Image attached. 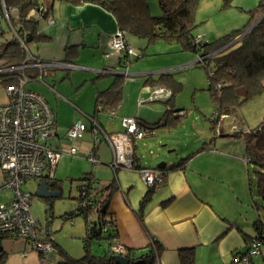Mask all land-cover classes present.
<instances>
[{"label":"crops","instance_id":"crops-1","mask_svg":"<svg viewBox=\"0 0 264 264\" xmlns=\"http://www.w3.org/2000/svg\"><path fill=\"white\" fill-rule=\"evenodd\" d=\"M234 2L235 0L232 4ZM257 3L258 1L248 10L255 7ZM48 7L53 23L48 24L44 19L39 20L38 23L39 32L46 35L48 40L33 42L29 49L41 59L68 61L78 67L76 71L67 73L64 77L52 72L48 73L51 80L58 78L57 82H61L56 84L60 92L54 91V88L52 89L50 86V89L46 87L32 90L43 95L53 111L55 110L54 106L57 108V112L54 111L56 124L52 137L48 141L50 145L57 146L65 136L67 128L74 121L81 120L80 115L87 120L85 133H88V136L86 137L84 133L83 137L75 142L78 154L87 158V153L92 145L89 118L95 115L96 96L98 92L110 86L116 77L113 72L119 71L121 63L120 59L111 54L109 43L111 35L118 29L117 22L111 13L93 3L73 4L69 1H54L49 3ZM149 9L152 15H158L156 11L153 12L152 6ZM138 39L142 40L139 45H143L140 50L145 49L148 42L144 38ZM127 40L130 44L128 37ZM155 41L160 40L156 39L152 42ZM169 63L174 62L171 60L164 63L155 62L153 66L138 65L136 62L132 67L130 66L129 74L135 76L136 79L122 82L121 99L115 116L111 117L108 112L102 111L96 114L101 129L107 133L120 131L121 117L124 115L136 117L142 127L143 125H155V129L165 126L167 123L175 124L176 116L179 114L176 115L173 111V115L167 117L164 113L166 106L164 101H160L163 104L162 107L146 105L151 103L148 101L139 105L137 100L141 96L137 92L138 89L132 92V88L128 87L129 84L133 85L137 80L142 84L143 94H146L149 86L159 85L146 82L147 77L156 78L163 72L173 73L171 70L175 67L169 68L173 65ZM102 70L111 72L102 73ZM65 77H69L68 81L71 85H68L66 80L62 82ZM38 83H43V81ZM86 84L89 86L87 91L79 95L75 93ZM72 87H74L73 93L69 89ZM67 91L70 93H66ZM66 96L74 103H70ZM58 97H61V103L56 99ZM173 105L176 108L174 99ZM91 109L92 112H90ZM100 115L107 116L110 128L101 122ZM155 136V133L147 134L135 143L134 162L140 167L157 168V164L161 161L166 163L165 167H169L174 162V157L167 156L161 150V147L167 145V140H164L165 142L162 144L163 139H158L159 137ZM214 145L215 141L209 138L188 153L196 152L184 167L167 172L166 179L158 190L152 193L144 208L142 223L137 219L136 212L139 201L148 188L137 170H131V172L123 169L132 174H124L121 177L117 175L118 171H115L114 176L108 180L95 177L97 179L96 188L107 185L113 179L116 181V191L111 196L108 212L114 217L117 239L127 247V250L137 255L149 245L151 237H154L162 246L157 264H181L179 252L183 249L193 250V264H240L236 256H240V253L246 250L248 242L246 239L254 234L255 218L252 220L251 227H245V222L233 218L229 208L230 198L226 195L225 190L216 186L217 183L224 185V180L222 181L221 178L220 182H217L216 177H213L216 175L215 161L222 163L226 158L227 160L232 158L226 152H218L212 147ZM140 146L144 147L150 155H147L144 150L140 152ZM201 146H203V150L197 152ZM187 151L188 149H186ZM93 152L100 164L110 168L109 164L113 159V151L110 146L95 145ZM110 155L111 161L108 160ZM62 157L57 162L55 172L59 164L62 167L66 162V160L61 161ZM66 157L68 156L64 158ZM73 167L76 168L75 164ZM54 179L60 185V180L55 176ZM48 186L50 189L53 188L50 187V184ZM253 208L256 210L254 203ZM16 239L5 237L1 240L0 248L6 253L3 264H39L38 254L31 252L34 250L25 241L17 242ZM252 262L253 264H264V251L261 255L254 257Z\"/></svg>","mask_w":264,"mask_h":264},{"label":"trees","instance_id":"trees-1","mask_svg":"<svg viewBox=\"0 0 264 264\" xmlns=\"http://www.w3.org/2000/svg\"><path fill=\"white\" fill-rule=\"evenodd\" d=\"M54 1L99 5L114 16L118 29L123 32L126 40L127 37L134 36L144 38L148 43L156 39L167 43L175 41L182 51H191L195 54L199 52L202 56L209 54L205 60L194 64L202 66L206 70V90L210 94L215 109L212 128L220 118L233 112L236 107L260 93L264 88V16L252 28L242 34L264 12V0H259L255 7L247 11L249 18L241 28L233 29L230 33L213 41L196 40L194 35V29L197 26L194 13L198 0H158L161 10L159 15L151 14L147 0H0V15L3 13L4 7L7 9L10 19V27L6 26L0 29V66L15 65L25 58V52L17 42L13 32L22 37L27 33L31 34V42L26 43L28 48L33 42L48 40L46 35L39 32V20L32 17L30 11L39 5H45L49 10L48 4ZM221 1L222 7L231 6L233 2V0ZM240 34L242 36L235 43L221 49ZM237 43V46L231 47ZM143 49L141 50L143 51ZM219 49L221 50L216 52ZM141 55H143L142 52L137 57ZM13 81L9 76L0 75V82L3 87ZM123 81L124 76H116L107 89L98 92L95 115L91 116L90 119L97 122L96 114L98 112H109L118 107ZM146 82L163 85L171 90V97L164 102L166 105L164 113L167 117L171 116L173 111L182 110L174 108L173 105L174 96L181 87V83L174 78L173 73L163 72L156 78L149 76ZM154 127L155 125H143L146 135H149ZM244 141L245 160L254 168L256 192L264 200V123L254 129L247 130L244 134ZM202 150L203 146L197 152ZM195 153L180 157L169 167L162 168L165 179L168 171L184 167ZM133 165L134 168H140L138 164H135L134 159ZM86 175L87 173L83 174L80 180L85 179ZM48 184L51 188L60 190V185L56 183L55 179ZM96 184L97 179L93 177L90 184L93 193L90 199L91 203L87 208L82 209L77 205V211L67 212L68 217L80 214L84 219L85 236L82 238L84 253L76 258L54 242L58 248L57 264H116L110 248L113 239L117 237V231L114 217L108 212V205L117 185L114 179L100 188H96ZM153 192L154 190L148 189L139 201L136 216L141 223L143 222L144 208ZM76 198H79V194ZM254 207L257 211L261 208L255 201ZM103 225H106L104 231H102ZM253 227L254 234L248 237L246 241L249 242L252 238H256L261 242L264 249V219L260 215L255 219ZM100 239L106 240L108 249L100 254H94L90 244ZM161 250L162 246L159 241L151 237L150 243L145 249L137 255L128 250L125 257L129 259L130 264H157ZM246 251L247 248L240 253V257L245 255ZM5 254L0 248V264L4 263ZM179 256L181 264H193L192 249L181 250Z\"/></svg>","mask_w":264,"mask_h":264},{"label":"rangeland","instance_id":"rangeland-1","mask_svg":"<svg viewBox=\"0 0 264 264\" xmlns=\"http://www.w3.org/2000/svg\"><path fill=\"white\" fill-rule=\"evenodd\" d=\"M257 1L259 0H235L231 6L222 7L221 0H198L194 13V19L197 23L194 35L204 41H213L230 33L233 29L241 28L249 18L248 8L254 6ZM147 2L149 7L152 6L153 12L156 11L159 15L161 10L158 0H147ZM2 25L6 27L4 21H2ZM128 38L134 53L130 56L131 63L129 67H132L136 62H138V65L153 66L155 62L164 63L167 60H171L174 63H169L170 65L173 64L169 68L175 67L171 72H173L174 78L181 83L180 89L174 96L176 108H182L180 112L176 113V115L179 114L176 123L170 125L167 123L165 126H160L153 130L156 138L163 139L162 144H164V140H167V145L161 147V150L167 156L174 157V162H176L180 156L188 154L204 141L209 138L213 139L215 145L212 147L218 152H226L232 158L228 160L226 158L222 163L215 161L216 175L213 177H216L215 180L217 182H220L221 178L222 181L224 180V185L217 183L216 186L225 190L226 195L230 198L229 208L233 218H238V221L245 222V227H251L253 218L256 219L258 215L264 219V200L256 192V183L253 176L254 168L250 163L245 162L244 155L245 132L264 123V88L260 93L236 107L233 112L220 118L212 128V118L215 114L214 104L209 92L206 90V70L202 66H196L193 63L197 60V54L180 50L179 44L175 41L167 43L162 40L148 43L147 47L141 51L140 48L143 45H139V42L142 40L133 36ZM237 45L238 43L231 47ZM139 50L144 56L137 58L139 53L141 54ZM76 70V68L56 69L52 73L64 77L67 73ZM119 71L124 72V68L119 66ZM128 72L131 71L128 70ZM50 77L48 73L43 76V83L47 85L36 81L27 84V88L37 90V88L43 89L47 87L50 89V86L52 89L54 88V91L60 92L58 87H56L59 79L53 78L52 81ZM134 77L131 74H127L124 80L127 82L136 79ZM68 79L69 77H65L62 82L66 80L68 85H71ZM129 86L132 88V92L138 89L139 95L144 96L145 100H147L148 94H143L142 84L137 82V80L133 85L129 84ZM153 86H149L147 89ZM88 87V84H86L75 91V93L78 95L83 94L88 90ZM69 89L73 93L74 87ZM70 92L67 91L66 93ZM51 96L53 97L52 94ZM66 98L70 100V103H74L69 97L66 96ZM6 99L3 84L0 82V104L5 102ZM56 99L61 103V97ZM146 105L163 106L160 101H151V103ZM54 109L57 112L55 106ZM90 112H92V109ZM80 117L82 122L87 125V120L81 115ZM100 120L107 128L111 127L108 124L107 116L100 115ZM85 136L87 137L88 133H85ZM186 149H188L187 152ZM139 150L140 152L146 151L142 146L139 147ZM145 153L150 155L147 151ZM64 157H62L61 161L66 160V162L62 167L59 164L54 174L56 179L60 180L59 197L44 198L37 196L38 181L27 182L22 185V189L31 193L29 211L32 217L40 223L42 231L44 233L47 231L54 242L77 258L84 253L82 238L85 236V222L80 214L68 217L67 212L77 211L78 199L76 197L79 194L78 186L82 181L80 178L85 173H91L94 177L108 180L114 176L115 171L100 164L98 159L97 163L93 164L81 154L70 157V159L69 157ZM109 157L108 160L111 159V155ZM70 164L71 169L69 170ZM73 164H75L76 168L73 167ZM125 170L122 168L116 170L118 171L117 175L121 177L124 174H132L131 170V172ZM136 175L139 178V175ZM2 177L3 174L0 170V181ZM142 185L145 187L143 183ZM12 198L13 193L11 190L0 191V203L9 201ZM254 201L261 206L258 215L253 208ZM15 241L22 242V239H16ZM90 247L94 254H100L107 249V244L104 239H100L93 241ZM31 252L37 254L35 250Z\"/></svg>","mask_w":264,"mask_h":264},{"label":"built area","instance_id":"built-area-1","mask_svg":"<svg viewBox=\"0 0 264 264\" xmlns=\"http://www.w3.org/2000/svg\"><path fill=\"white\" fill-rule=\"evenodd\" d=\"M30 14L37 20L44 19L48 24L53 23L45 5L33 7ZM2 21L10 27L9 15L4 7L0 15V29L3 27ZM13 33L25 52V58L15 65L0 66V75L9 76L14 80L4 86L7 99L0 104V170L3 174L0 191L9 189L13 193L11 200L0 203V241L5 237L22 239L37 252L40 264H57L58 248L49 233L47 231L44 233L40 223L30 214L31 194L23 190L22 185L30 181L52 182L59 159L62 156L73 157L78 154L75 142L83 137L87 126L81 120L74 121L58 145H50L48 141L56 124L55 113L43 95L27 88V84L31 81L42 82L44 74L53 70L75 69L78 66L68 61L41 59L28 48L26 35L22 37ZM199 39L201 38L196 37V40ZM109 43L111 54L121 60L125 77L129 74V58L134 54L133 49L119 29L111 35ZM207 57L209 54L202 56L197 53L198 62ZM101 72L105 73L106 70ZM147 94V100L144 96L138 98L139 105L146 101L165 102L171 97L172 92L163 85H155L147 90ZM116 113L117 109L108 112L111 117ZM89 121L92 145L87 158L96 164L94 146L108 145L113 151V159L109 164L113 171L121 168L137 170L148 189L158 190L165 180L163 171L151 167L137 169L133 165L135 143L146 136V131L137 118L122 116L121 130L115 133L103 131L93 119L89 118ZM150 134H153V131ZM93 177L88 173L79 186L77 205L82 209L91 203L93 189L90 184ZM105 229L106 225H103L102 231ZM111 245L110 250L113 254L125 256L128 252L127 247L120 243L117 237L113 239ZM262 251L264 249L261 242L252 238L247 243L245 255L236 256V259L240 264H253L252 259L261 255Z\"/></svg>","mask_w":264,"mask_h":264},{"label":"water","instance_id":"water-1","mask_svg":"<svg viewBox=\"0 0 264 264\" xmlns=\"http://www.w3.org/2000/svg\"><path fill=\"white\" fill-rule=\"evenodd\" d=\"M264 16V12L252 23V25L250 27H248L242 34H244L245 32H247L250 28H252L256 23H258ZM242 34H240L239 36L235 37L230 43H228L225 47H222L221 49H224L228 46H230L231 44L235 43L241 36ZM32 38H31V34L27 33L26 37H25V41L27 43L31 42ZM221 49L217 50L216 52L220 51ZM198 62V60H195L194 63ZM119 66H122V64L120 63ZM111 71H107L106 73H110ZM113 74L115 76H124V72L121 71H114ZM163 124V123H162ZM165 162L161 161L157 164V168L162 169L165 167ZM36 195L39 197H44V198H55V197H59L60 196V192L58 190H50L49 186L47 184V182L45 180H42L39 182L38 184V189L36 192ZM112 258L114 259V262L116 264H130V261L128 258L118 255V254H113Z\"/></svg>","mask_w":264,"mask_h":264},{"label":"flooded vegetation","instance_id":"flooded-vegetation-1","mask_svg":"<svg viewBox=\"0 0 264 264\" xmlns=\"http://www.w3.org/2000/svg\"><path fill=\"white\" fill-rule=\"evenodd\" d=\"M49 189H50V188H49ZM50 190H53V191H55V190H57V189H55V188L53 189V188H52V189H50ZM58 191H59V190H58Z\"/></svg>","mask_w":264,"mask_h":264},{"label":"clouds","instance_id":"clouds-1","mask_svg":"<svg viewBox=\"0 0 264 264\" xmlns=\"http://www.w3.org/2000/svg\"><path fill=\"white\" fill-rule=\"evenodd\" d=\"M194 63V62H193ZM197 63V62H196ZM42 181V180H41ZM38 182H40V181H38ZM47 182V181H46ZM47 184H48V182H47ZM122 256V255H121ZM125 257V256H124Z\"/></svg>","mask_w":264,"mask_h":264}]
</instances>
